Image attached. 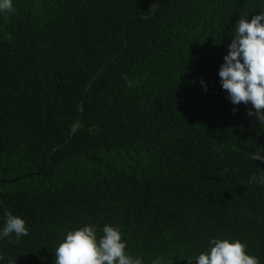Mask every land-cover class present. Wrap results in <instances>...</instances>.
I'll return each mask as SVG.
<instances>
[{"label": "trees", "instance_id": "1", "mask_svg": "<svg viewBox=\"0 0 264 264\" xmlns=\"http://www.w3.org/2000/svg\"><path fill=\"white\" fill-rule=\"evenodd\" d=\"M0 12V264H54L67 231L120 228L143 264L236 238L264 264V124L217 71L264 0H12ZM203 80L207 89L202 88ZM235 109V110H233ZM264 155V153H261Z\"/></svg>", "mask_w": 264, "mask_h": 264}, {"label": "clouds", "instance_id": "2", "mask_svg": "<svg viewBox=\"0 0 264 264\" xmlns=\"http://www.w3.org/2000/svg\"><path fill=\"white\" fill-rule=\"evenodd\" d=\"M12 10V0H0V12ZM248 16L236 21L217 75L230 103L250 104L252 110L247 114L264 124V10L250 19ZM200 83L206 90L205 82ZM261 153L264 152L250 153L249 159L264 161ZM249 182L264 185V174L252 175ZM100 233L98 236L96 227L88 224L67 231L55 249L54 264H143L139 256L133 257L126 251L118 226L106 223ZM13 234L19 240L28 235V228L22 217L6 213L0 226V240H10ZM207 243L208 247L194 257L195 264H260L259 258L248 253L246 243L239 239L210 237ZM152 264H160V259L155 258Z\"/></svg>", "mask_w": 264, "mask_h": 264}]
</instances>
